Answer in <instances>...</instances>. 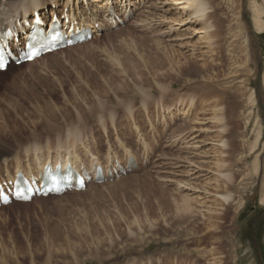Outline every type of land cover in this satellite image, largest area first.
Here are the masks:
<instances>
[{"label": "rangeland", "instance_id": "374dc122", "mask_svg": "<svg viewBox=\"0 0 264 264\" xmlns=\"http://www.w3.org/2000/svg\"><path fill=\"white\" fill-rule=\"evenodd\" d=\"M106 1L68 5L78 20L96 15L99 37L0 74V150L11 152L0 182L68 151L87 166L99 158L119 169L128 157L139 166L0 207V264H264V30L254 24L264 0H227L225 11L208 0L211 33L221 34L212 41L174 0H128L127 15L123 0ZM225 42V68L200 75ZM175 52L196 64L178 74L166 58ZM209 76L229 97L241 88L239 108L232 97L217 107L222 123Z\"/></svg>", "mask_w": 264, "mask_h": 264}, {"label": "bare ground", "instance_id": "6f19581e", "mask_svg": "<svg viewBox=\"0 0 264 264\" xmlns=\"http://www.w3.org/2000/svg\"><path fill=\"white\" fill-rule=\"evenodd\" d=\"M66 1H67V4L65 5V4H60L58 2V0H0V41L7 47V51H6L7 54L14 55V54L25 49V41L23 42V48H21L19 46L20 41H21L20 37L22 35L20 32L21 30L26 31L27 36H30L32 31H33V28H35V29L44 28V26L41 23L35 24L36 16H34V19L31 20V15H34L36 13L40 14V18L42 19L43 22L50 21V22H48V23H50V25L59 24L63 31L71 30L70 33L68 34L67 39H70V38H73V37L79 35V33L85 29H90L92 31V38L95 35L99 37L101 30L99 29L100 25L97 26V21L94 20L95 19L94 17H96V15L94 17L92 15H90V17H86V18H84V15H83V18H81V20H78V18L82 17V15H80V16L77 15V13H75V11L71 8V6H68L72 1H76V0H66ZM123 1L124 2H123L122 8L124 9V12L126 13L125 15H127V13L132 12L131 7H129V6H131V4L128 2V0H123ZM92 2H98L99 3V2H101V0H92ZM115 2H116L115 0H107L106 4L107 5L110 3L114 4ZM174 2H175V5H182L183 6L182 8H180V9H183L182 14H188V16L185 18V20H193L196 18H200L201 21H200L199 31L206 34L205 38L207 37L206 38L207 40L212 41L213 40L212 36L221 38V34H220V32H218L217 29L215 32L213 31L214 33L213 32L211 33V30H213V29H211L212 25L208 23V19L213 17V16L206 14V12L209 9H211V4L208 0H174ZM218 4H219L218 5L219 10H224V11L227 10V6H226L227 0L220 1ZM45 5H49V6L51 5L52 6L49 8L50 13L48 16L45 13L46 10L43 9V8H45ZM60 7H62V8H60ZM102 7H104V6H102ZM2 8H3V10H6V8H7L8 13L1 10ZM79 8H81V7H79ZM113 8L114 7H111V6H110V8L108 7L107 8V11H108L107 14L108 15L107 14L106 15H107V18L110 17L111 22H112V20L117 22L116 15H115V13H113V10H112ZM230 8H231V6L228 7V9H230ZM187 9L189 12H187ZM93 10L96 11V8H94ZM101 10H102V8H101ZM20 14H21V17H24V19H25L24 23L29 28L28 30H27V27H25L23 25V23L22 24L20 23L18 26L17 21H18V16ZM67 18L69 19V23L66 21ZM20 19H22V18H20ZM183 21L184 20L181 19V22H183ZM72 24H73V27H72ZM254 24H255V27L258 29V31L260 30V32H262L261 30H264V10L263 9L257 8L255 10ZM32 26H33V28L30 29ZM19 27H20V31H19ZM213 27H215V26H213ZM219 41L222 43V39H220ZM225 44H226V42L224 43L223 46L221 44H219V48H223V49H221V51L219 53H217V55H216L217 59L216 60L214 59L211 62L206 61L203 64V66L201 67L202 70L200 71V75L206 76V73H208L211 70L217 71L218 69L225 68L226 64L224 61L226 58H228L227 53H225V51H226V49H225L226 47H224ZM223 53H225V55H223ZM54 54H56V53H51L50 55H46V57L53 56ZM170 56L166 57L168 59L167 62H169L168 64H171L174 67L176 66V68H177L176 70H177L178 74L183 73L184 67L195 65L196 61H197L195 59L194 60L193 59L188 60L187 58L185 59L184 57H181L177 52H175L174 55L172 54L171 57ZM42 58H44V57H42ZM181 58H184L183 62L181 61L182 60ZM218 59H220L219 63L217 62ZM36 61L37 60H35L33 62L36 63ZM33 62H31V64ZM28 64H30V63H28ZM171 70H173V69L171 68ZM8 71H9V66L5 70V73ZM0 74H2V72H0ZM217 76H218V74H217ZM217 76H215V77L209 76L206 81L208 83L211 82L210 84L213 86L212 87L210 84L208 86L209 88H212V90H211V91H213L212 95L213 96L216 95L217 98L219 97L217 100L214 101L216 103V105L212 108H215V115H214L215 120L218 123H222L225 120L224 114H223L225 111L223 110V108H217V107L220 106L221 104H224V103L226 104V101L228 99H231V97H232V103H234L233 104V106H234L233 110L235 111L237 108H239L241 106V102L239 101V98H240L239 92L241 91V88H238L235 93L234 92L231 93L232 96L229 97L227 93L231 92L230 89L227 90L226 87H224L223 89H219L217 87L218 85H221V87L223 85L219 82V78ZM235 79L236 78H233L231 80H235ZM208 83H205V86H207ZM226 83H230V81L227 80ZM213 96H212V98H213ZM204 100H206V99H204ZM187 105L190 107V109H192V107L195 106L193 100L189 101L187 103ZM189 125H191V124H189ZM222 128H223V129H221L222 131L227 130L225 126H222ZM71 135H69V136H71ZM77 136L73 137V138H79ZM48 139H50V138H48ZM71 139H72V136H71ZM68 140L71 141L70 139H68ZM76 140H78V139H76ZM74 141H75V139H74ZM51 142H52V139H51ZM58 142H60V141H58ZM219 142H221L220 146H223L224 148H226V142L225 141L219 140ZM49 144H51V143L49 142ZM34 145L37 146V144H35V143H34ZM28 146L30 147V145H28ZM50 146H52V145H50ZM63 146H65V145H63ZM57 147H58V145H57ZM69 147H73V145L72 146L70 145ZM147 147H145V148H147ZM32 148H34V147H32ZM3 149L0 150V160H2V159L5 160V158L9 157V155L11 154V152H9L8 150H3ZM75 155H76L75 151H68L65 154H57L56 157H54V158L52 157L51 159H50V155H49L47 160H42L41 157H39V158L36 157V159H35L36 170L34 169V170L30 171L29 173H25V174L29 175L28 179L30 180V183L33 185L34 188H36V187L40 188L41 186L38 185L40 183L39 182L37 183L35 181V179H37V177H40V176H42V179L44 178V173H45L44 171H46V166L48 164L52 167V171H55L59 167L61 169L60 175H62V177L66 174V172L68 173V170H66V169L70 167L71 170H74L73 174L71 175L72 178H77L79 174H83V173H86L87 176L95 175V171H97L98 168H101L103 170L104 176L106 173H110V171L113 170V168H111V166H108L107 168H105L103 166V164L100 163L99 158H95L94 160L97 162H92L89 166H87V165L83 164V162L81 160L79 161L75 157ZM49 159L51 161H49ZM106 159L108 161L111 160L110 154L107 155ZM127 164H129L130 167L127 166ZM31 165H33V164H31ZM138 166L139 165L136 162L134 157H128L126 167H128L129 169L135 170ZM17 170H19L17 173H22V174L24 173L23 166L18 165ZM35 174H36V176H35ZM0 187L3 188L4 186L0 183ZM229 197L230 196H224L223 199L227 202ZM184 206H185L186 211L191 212L192 206L189 202H184Z\"/></svg>", "mask_w": 264, "mask_h": 264}, {"label": "snow or ice", "instance_id": "6c2138e0", "mask_svg": "<svg viewBox=\"0 0 264 264\" xmlns=\"http://www.w3.org/2000/svg\"><path fill=\"white\" fill-rule=\"evenodd\" d=\"M33 39L35 40V42L38 45L41 46V48L40 49L31 50L27 54V59H29V60L37 57L40 54V50H51V41H55L56 40V37H51V40L49 41V43L47 45L45 44V40L43 38H41L39 35H37ZM0 57H2V53H0ZM49 179H51L52 182L55 183V178L54 177H50ZM21 181L24 182V178L23 177H21ZM21 196H22V194H21Z\"/></svg>", "mask_w": 264, "mask_h": 264}]
</instances>
